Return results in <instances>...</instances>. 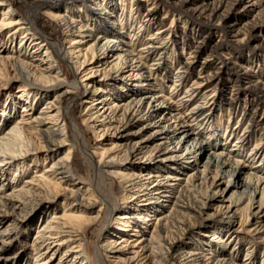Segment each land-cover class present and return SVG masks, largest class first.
Returning <instances> with one entry per match:
<instances>
[{
	"label": "bare ground",
	"instance_id": "bare-ground-1",
	"mask_svg": "<svg viewBox=\"0 0 264 264\" xmlns=\"http://www.w3.org/2000/svg\"><path fill=\"white\" fill-rule=\"evenodd\" d=\"M119 1L21 0L24 7L19 13L12 2L0 0V89H6L1 102L5 107L0 110V252L16 243L18 233L26 235L28 230L25 232L23 226L35 217L27 247L20 246V256L31 251V264H46L54 257V264H264V252L260 259L254 255V241H264L263 215L251 209L257 196L259 206L264 204V146L251 148L246 160L238 155L249 141L254 121L249 122L248 129L234 133L232 146L239 145L227 150L225 156L231 160L226 163V159L216 157L223 151L221 143L217 152L215 146L217 139L225 141L227 136L223 137L218 125L210 121V112H203L207 106L221 107L224 100L210 97L206 88L216 79L224 83L235 76V82L246 84L240 88L256 94L263 108L264 87L250 83L247 67L240 72L236 70L241 68L239 64L226 63L222 56V64L205 73L215 56L205 59L204 69L192 78L188 71H180L184 66L177 67L171 88L179 84L185 87L176 98L155 93L136 98L138 88L131 89L129 95L118 90V79L110 75L114 70L121 76L124 68L142 83L148 80V87L161 89L170 37L169 29H155L138 49L130 42L137 37L123 40L130 36L129 30L109 25L124 13V0ZM161 6L157 3L145 9L137 31L150 25ZM219 6L203 3L200 13L209 11L210 17ZM180 12L184 14V10ZM41 15L61 28L59 35L64 36L65 46L61 47L59 38L47 35L45 27L38 24ZM126 16L124 23L129 27L135 16L130 12ZM64 62L69 63L73 75L83 73L79 80L68 79ZM228 68L234 70L233 74L223 77ZM105 90L106 96L84 105L80 121L74 120L73 102L68 99L71 93L82 91L81 98L88 103ZM240 92H230L229 105L238 103ZM16 98L22 101L20 111L27 117L9 120ZM179 107L186 110L184 116L177 111ZM154 114L156 122L150 120ZM162 114L175 118L176 127L169 130L162 125ZM191 121L205 130L207 142L200 138L201 129L193 130ZM86 129L98 138L105 136L100 140H109L110 145L104 147L101 141L89 147ZM182 137L183 143L187 142L185 152L173 153L166 147L170 138H175L173 148L182 146L178 145ZM77 146L85 164L75 163ZM207 147L215 152L206 159L202 171L194 173L178 160L191 148L195 152ZM249 158L251 163L258 161L261 165L243 178L232 179L236 171L233 164L248 166L245 162ZM89 168L92 172L88 179ZM206 172L229 177L223 190H231L230 203L219 213L207 211L218 200L217 192L200 190ZM115 183L121 192L119 197L111 193ZM236 196L247 199L244 207H239L242 199ZM104 212L105 224L100 228ZM93 228L97 237L90 242ZM241 231L253 232L242 257ZM100 233L105 234L103 240ZM130 234L137 238L128 241L124 236ZM121 242L129 244L132 256H122L125 251ZM108 256L112 260L108 261Z\"/></svg>",
	"mask_w": 264,
	"mask_h": 264
},
{
	"label": "rangeland",
	"instance_id": "rangeland-1",
	"mask_svg": "<svg viewBox=\"0 0 264 264\" xmlns=\"http://www.w3.org/2000/svg\"><path fill=\"white\" fill-rule=\"evenodd\" d=\"M7 1L12 2V8L14 9V11L17 10L19 11V13L23 11L24 6L21 0ZM115 1L116 3L120 2L119 0ZM123 2L124 4L122 5V8H124V13L117 18L121 21L119 20L120 22H117L116 20V23L109 24L112 25V27H115L116 30H118L119 28L129 30L130 36L124 37L123 40L129 41L130 38L137 37V39H133L130 42L132 44H135L136 49H138L142 46L143 43L147 41L148 37L151 36L152 31H154L155 29H169L170 37L168 38L169 43L165 47L167 56L165 58L166 62L164 63V68H166V70L161 72L163 74L160 76V78L162 79L161 89L158 88L159 86L157 87L153 85L148 87L149 85L146 84L148 80H143L142 83L139 78L136 77L135 79L129 76L128 68H124L122 70L123 72L121 76H117V73H114V70L111 72L112 75H110V77L112 76L113 79H118L116 82L118 90L121 91V89H123L122 92H124L125 94L127 92L129 95L132 91L131 89L138 88L139 94L135 95L136 98L139 95L154 93L162 96L170 95L172 96V98H176L177 96L175 95H181L180 93L185 87V84H179L175 86V89L171 88L174 77L173 73L176 72L177 67L184 66V68H180V71H188L192 78V76H194L198 71L204 69L205 59H209L215 56H217L218 59L216 57L214 64L205 67V73H211L212 71L216 70L219 64H222L220 62L222 60V56L226 58V63L232 62L235 64H239L241 68L237 67L236 70L239 69L240 72H243L247 67L249 69L247 73L250 77L249 80H251L250 83H254L259 87H264V0H240L236 2L233 0H149L148 2H144L143 0H124ZM145 3L147 5H144ZM157 3H160L162 6L154 20L150 22V25L148 27H145V25L144 27L141 26L142 29L140 31H137L139 24H141V20L143 19V13L145 9ZM203 3H209V6L210 4H220V6L214 11L212 16L209 17L207 16V13H209V11L200 13L201 9L203 8ZM179 10H184V14H182L181 12L179 13ZM129 12L135 16V19L132 20V25L130 24L131 26L126 27L124 21L125 17H127L126 15L129 14ZM191 13L194 14V16ZM196 16L201 17L199 19H195ZM206 16L208 17V19H211V22H208ZM211 23L214 25H212ZM38 24H41L43 27H45L44 29L47 35L55 39L59 38L58 42L61 47L65 46L64 36L59 35L61 28L53 25L47 17L42 15L38 17ZM218 45L219 47L216 48ZM187 61H190V64L186 65L185 63ZM147 63H149V61H147ZM63 66L69 80H75V78L79 80L81 74H83L79 73L78 71L75 75H73V71L69 69V63L64 62ZM228 66L231 67V64H228ZM233 71L234 70L228 68L224 73H222V76H231L233 74ZM151 72L153 73L155 72V70H152ZM125 76L127 77L126 79L121 78ZM163 76H166V79H163ZM234 77L235 76H233L231 80H226L224 83H218L217 79L209 83L206 88L210 89V97H214L216 99L222 98V100L224 98V100L221 102V107L210 108L209 106H207L203 109V112H210V121L214 122L215 125H218V132H221V134L223 133V137L227 136V140L225 138V141H219V139H217V146H215V150L217 152L220 150L218 148V145H220L221 143L220 146L223 148V151L216 157L218 159H226V163L231 160L229 157L225 156L227 150L230 149V151H233L236 147H238L237 145H239L237 144L236 146H232V142L233 140H235V138L233 137L234 133L239 134L242 130L248 129L246 128V126H249V122H251V120L254 121V127L252 128L253 132L250 135L248 143L244 144V148H241L242 153H239L238 155H242V157H244V160H246L250 155L249 152L253 149L254 146H264V121L262 120V117L264 115L262 114L264 113V108L259 104L260 101L256 94L249 93L241 89L246 84L243 82H235ZM233 88L235 90H233ZM234 91H241L240 99L237 104L235 103L234 105H229V98H231V93H234ZM106 95L107 92L105 90L104 92H100L99 95L95 96L94 99L90 98L88 103H84L81 98L83 96L82 91L71 93L68 99L72 100L73 102L72 113L74 120L80 121L82 107L84 105L92 103L93 101L95 102L100 97ZM162 96L157 97L158 100H161ZM5 97L6 89H0V110H3V108L5 107L3 103H1L2 100L5 99ZM10 98L12 100V96ZM14 100V105L11 106L12 109L9 120L17 116L19 118H26V112L20 111V105L22 101L17 100V98ZM148 100L144 103L143 110L146 109ZM177 111L180 112L181 116H184L183 112H185L186 110H184V108L182 107H179ZM177 111H173V113ZM160 117L161 118L159 119V122H161L162 125H165L167 129L172 130L174 127H176V123L178 121L175 120V118L168 119V115L166 116V118H164V114H162ZM150 120L156 122L158 120L157 115H152ZM191 124L193 130L198 131L199 129H201V127L197 126L195 121H191ZM6 125L7 124L3 125L1 129H3ZM215 125H213V127ZM178 127L179 126L177 125V128ZM204 131L205 130L202 129L200 130V133L202 134L200 138H207L208 134L203 133ZM180 134L181 133L179 132L178 136ZM104 138L105 136H102V138H98L92 130L86 129L85 140L88 141L89 147H95L97 144H99L98 142H101ZM206 138L202 139L203 143L207 142ZM183 139L184 137L181 138V142L180 144H178H182V146H178L175 149L173 148L175 143L172 144V141H174L175 138H170L166 142V147L168 149H171L173 153H175L174 151H176V153L183 152L185 150V144H187V142L183 143ZM102 144L104 147L110 145L109 140L102 141ZM79 149V146L74 149L73 157L75 159V163L85 164L81 160ZM212 150L213 149L207 147L205 151L200 150L194 152V150L191 148L178 160L183 165L189 166L190 171L196 173L197 170L202 171L203 169H205L204 162L207 158L213 156L215 152ZM251 162L253 161H250V158L245 162L248 166L251 167V169H249L248 166H241V163L233 164V167H236V171L232 174V179L234 178L235 180L236 178L237 180V178H243L246 172H253L252 170L255 169L256 165H261V162L258 161L256 163ZM87 170V178L89 179V175L92 171L90 168ZM211 170H215L213 166L211 167ZM78 174L80 176H85L81 172H78ZM206 175L205 185L202 186L200 190L203 191V189H205V192L207 193L217 192V195H219L218 200L215 201L211 205V207L207 209V211L208 213H213L215 211L219 213L220 210H223L225 206L230 203L229 194L231 193V190H223L229 177L225 176V174H222L221 178L219 175L214 177L212 172H206ZM251 176L252 174H249L250 178ZM106 182L109 183L110 180L106 179ZM208 184H210L209 187H206ZM111 193L114 196L116 195L115 197L120 196L121 192L116 183L114 185V190H112ZM237 198L242 199L240 201L241 204L239 207H244L247 199H245L244 196H238ZM257 199L258 196L254 199L251 209L252 211H262V219L264 220V204H262V206H259ZM243 211L242 215H245L246 210ZM105 215L106 213L104 212L102 215L103 221L100 223V228H103V225L105 224ZM35 220L36 218L32 217L30 222L23 226L25 232L26 230H28L26 232V235H21V232L18 233V240L16 241V243L13 246H10L7 250L0 252V264H31L32 261L29 257L31 251H27L25 252V254L20 256V252L22 251L20 246H25V244L30 241L32 232L34 231V225L36 223ZM98 227L99 225L97 226V228ZM102 232L103 231H101V233ZM101 233L99 239L103 240L105 238V234ZM252 233L253 232L247 233L246 231H241L240 233H238L242 237V241L240 243L241 249L239 252L240 257L243 256V249L248 245L247 241L248 239H250L249 235ZM96 237L97 231L95 230L94 233L90 234L89 241L92 242ZM124 237H127L128 241L137 238L136 235L133 236L132 234H130V236L125 235ZM114 239L118 240L116 236H114ZM120 245L123 246L122 251H125L123 252L122 256H125V258L132 256V249L130 248L128 243L125 244V242H121ZM254 247V255L258 259H260L264 252V241H254ZM108 254L109 256H111L113 253ZM6 256H12V258H15L9 260L5 259ZM109 256L107 257L108 261L112 260V258ZM55 261H57V258L54 257L50 262H47L46 264H54Z\"/></svg>",
	"mask_w": 264,
	"mask_h": 264
}]
</instances>
